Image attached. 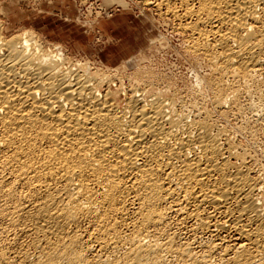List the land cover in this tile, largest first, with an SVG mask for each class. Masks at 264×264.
<instances>
[{"label":"bare ground","instance_id":"obj_1","mask_svg":"<svg viewBox=\"0 0 264 264\" xmlns=\"http://www.w3.org/2000/svg\"><path fill=\"white\" fill-rule=\"evenodd\" d=\"M172 1L144 3L214 64L216 109L259 104L264 0ZM1 19L0 264H264V181L211 113Z\"/></svg>","mask_w":264,"mask_h":264},{"label":"rangeland","instance_id":"obj_2","mask_svg":"<svg viewBox=\"0 0 264 264\" xmlns=\"http://www.w3.org/2000/svg\"><path fill=\"white\" fill-rule=\"evenodd\" d=\"M144 1L0 0V18L5 20L9 34L27 27L39 34L45 46L63 47L72 60L117 74L118 85L121 81L128 88L137 81L144 86L152 83L166 96L195 100L202 110L212 114L208 117L214 127L227 131L237 149L245 152L256 171L254 176L263 182L264 105H260L264 94L259 104L258 95L243 93L239 107L229 99L224 113L216 109L217 88L213 85L218 72L214 64L203 53L189 49L190 32L182 28L170 8ZM248 102H255V108H250Z\"/></svg>","mask_w":264,"mask_h":264}]
</instances>
